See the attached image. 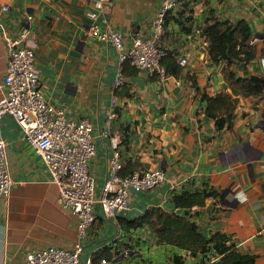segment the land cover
Wrapping results in <instances>:
<instances>
[{
	"label": "crops",
	"instance_id": "crops-1",
	"mask_svg": "<svg viewBox=\"0 0 264 264\" xmlns=\"http://www.w3.org/2000/svg\"><path fill=\"white\" fill-rule=\"evenodd\" d=\"M93 0H0V102L6 97L7 50L4 36L26 30L33 46L40 87L48 101L64 107L69 118H86L94 126L96 156L89 164L96 193L108 179L113 155L106 122L111 101L117 100L111 132L122 142V176L163 168L167 180L149 191H132L130 210L116 219L99 206L97 220L84 244L81 264H214L219 257H192L189 252L158 244L144 226L124 230L121 219L132 220L152 207L167 208L165 199L186 187L218 195L193 209V221L207 236L225 234L229 244L264 264V93L240 98L231 130L218 131L206 114L205 97L231 93L224 79V61L213 63L202 34L206 21L246 20L252 27L256 58L232 67L239 77H264V0H182L165 24L161 45L174 55L178 75H158L123 65L125 83L114 85L119 64L112 44L90 35L87 12ZM7 7L8 12L2 8ZM160 0H114L112 26L124 48L132 36H152V20ZM187 58V65H179ZM8 162L14 182L9 198L0 199V264H21L30 251L58 246L71 249L77 222L58 202L42 160L23 139L15 120L1 119ZM241 195L243 199H241Z\"/></svg>",
	"mask_w": 264,
	"mask_h": 264
},
{
	"label": "built area",
	"instance_id": "built-area-1",
	"mask_svg": "<svg viewBox=\"0 0 264 264\" xmlns=\"http://www.w3.org/2000/svg\"><path fill=\"white\" fill-rule=\"evenodd\" d=\"M160 2L161 9L152 20L151 38L134 34L130 48L125 49L122 36L111 22L114 0H93L86 14L91 22L89 32L96 40L112 44L118 52L119 64L114 82L116 88L125 83V63L139 71L158 75L162 80L169 77L161 62L170 52L160 43L168 15L179 7L182 0ZM2 11L8 12L9 9L3 7ZM4 42L8 63L4 79L6 97L0 102V199L9 198L14 185L9 169L7 142L1 132V119L8 115L15 120L24 141L42 160L50 181L57 186L59 204L69 210L77 222V240L71 249L49 246L30 251L21 264H81L85 241L97 220L95 206H99L106 217L116 219L130 210L132 191L149 192L163 185L167 174L160 167L126 176L120 174L123 169L120 157L122 139L119 134L111 132L118 107L114 97L106 122L113 155L109 162L108 179L97 195L89 169L97 153L92 122L86 118L71 119L64 107H57L48 101L40 87L36 55L33 46L28 43L26 30L14 37L4 36ZM178 63L185 67L187 58H180ZM163 203L167 204L168 200L165 199ZM83 264H95L93 257L87 258ZM99 264H109V261L102 258Z\"/></svg>",
	"mask_w": 264,
	"mask_h": 264
},
{
	"label": "trees",
	"instance_id": "trees-1",
	"mask_svg": "<svg viewBox=\"0 0 264 264\" xmlns=\"http://www.w3.org/2000/svg\"><path fill=\"white\" fill-rule=\"evenodd\" d=\"M202 34L208 42L212 62H225L224 79L231 90V93L205 97L206 114L215 121L218 131L231 130L239 99L260 97L264 93V77H239L232 69L236 64H247L256 58V46L251 44L252 27L246 20L230 22L213 19L206 21ZM161 64L169 75H178L179 66L171 53L163 58ZM217 195V192L206 190L191 192L184 187L172 194L167 208L152 207L138 218L121 219L120 226L127 231L146 226L158 244L174 246L189 252L192 257H219L214 264H255L256 258L241 253L235 245L229 244L227 235L218 232L207 236L192 220L193 209L203 207L208 198ZM176 264H179L178 260Z\"/></svg>",
	"mask_w": 264,
	"mask_h": 264
},
{
	"label": "clouds",
	"instance_id": "clouds-1",
	"mask_svg": "<svg viewBox=\"0 0 264 264\" xmlns=\"http://www.w3.org/2000/svg\"><path fill=\"white\" fill-rule=\"evenodd\" d=\"M241 199H243V196L241 195Z\"/></svg>",
	"mask_w": 264,
	"mask_h": 264
}]
</instances>
